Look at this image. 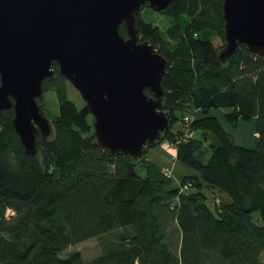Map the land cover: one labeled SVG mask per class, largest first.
Returning <instances> with one entry per match:
<instances>
[{
  "label": "trees",
  "instance_id": "trees-1",
  "mask_svg": "<svg viewBox=\"0 0 264 264\" xmlns=\"http://www.w3.org/2000/svg\"><path fill=\"white\" fill-rule=\"evenodd\" d=\"M220 5L172 0L158 11L170 18L164 29L141 18L146 4L135 15L140 40L166 63L168 128L155 145L175 141L173 161L191 171L176 186L147 148L133 160L96 145L87 108L67 97L54 61L41 93L52 91L58 109L34 154L19 143L12 109L1 110L0 264H264V56L238 44L219 62L210 39L224 43ZM117 30L125 36L122 23ZM186 114L192 135L182 137ZM239 121L252 122L248 143L227 129ZM112 232L115 241L88 261L64 252Z\"/></svg>",
  "mask_w": 264,
  "mask_h": 264
},
{
  "label": "water",
  "instance_id": "water-1",
  "mask_svg": "<svg viewBox=\"0 0 264 264\" xmlns=\"http://www.w3.org/2000/svg\"><path fill=\"white\" fill-rule=\"evenodd\" d=\"M172 0H0V112L26 154L35 136L52 134L35 98L41 81L58 73L78 92L90 116L96 145L109 154L140 159L168 128L161 110L165 59L135 26L138 8L161 11ZM226 62L238 44L264 56V0H221ZM123 24L125 36L117 27ZM147 89L151 95L144 91Z\"/></svg>",
  "mask_w": 264,
  "mask_h": 264
},
{
  "label": "rangeland",
  "instance_id": "rangeland-1",
  "mask_svg": "<svg viewBox=\"0 0 264 264\" xmlns=\"http://www.w3.org/2000/svg\"><path fill=\"white\" fill-rule=\"evenodd\" d=\"M139 15L144 21H151L153 24L158 25L161 29H164L169 25L170 18L156 11L151 10L148 6L147 7L143 6L142 8H140ZM210 41L213 47L216 48V51H219L223 45L221 39L215 35L211 36ZM66 89H67L66 90L67 97L73 102L76 108H79L80 106L84 105V102L79 96L78 92L68 82L66 85ZM39 102L43 107L44 116L51 123L58 109L53 92L52 91L42 92L40 94ZM91 122H92V117L90 119V123ZM222 125H224V123H222ZM251 128H252L251 121L249 122L239 121L236 128L234 129L227 128V129L231 131L232 137L236 142L240 141V142L248 143L250 142V138H251L250 136ZM50 137L51 135L48 136V138ZM145 158L154 160L160 166L166 167L165 165H167L171 167L170 186H176L183 174L191 172L185 166L173 161L170 158V155L166 153L165 150L160 148L159 145L147 147ZM115 236L116 233L112 232L110 234H106L102 236L101 238H96V237L87 238L72 246H69L64 252L67 253L72 250H78L81 254L83 261H88L92 257L102 252L104 248L109 245L110 242L115 241ZM60 255H63V253H61ZM260 258L264 260V252L261 254Z\"/></svg>",
  "mask_w": 264,
  "mask_h": 264
},
{
  "label": "built area",
  "instance_id": "built-area-1",
  "mask_svg": "<svg viewBox=\"0 0 264 264\" xmlns=\"http://www.w3.org/2000/svg\"><path fill=\"white\" fill-rule=\"evenodd\" d=\"M190 119H191V115L188 114L182 117V125L179 127V131L181 132L182 137H189L192 135V131L188 128V123L190 122ZM174 145H175V141L170 142L167 140H163L159 144L160 148L165 150V152L170 155V158L172 160L174 159L175 156ZM170 168L171 167L169 166L163 168L165 175L169 176L171 174Z\"/></svg>",
  "mask_w": 264,
  "mask_h": 264
},
{
  "label": "crops",
  "instance_id": "crops-1",
  "mask_svg": "<svg viewBox=\"0 0 264 264\" xmlns=\"http://www.w3.org/2000/svg\"><path fill=\"white\" fill-rule=\"evenodd\" d=\"M239 123V122H238ZM250 133H251V130H250Z\"/></svg>",
  "mask_w": 264,
  "mask_h": 264
}]
</instances>
